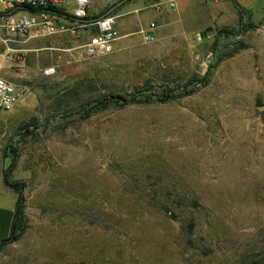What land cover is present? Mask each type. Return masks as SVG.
Returning a JSON list of instances; mask_svg holds the SVG:
<instances>
[{"label":"rangeland","instance_id":"rangeland-1","mask_svg":"<svg viewBox=\"0 0 264 264\" xmlns=\"http://www.w3.org/2000/svg\"><path fill=\"white\" fill-rule=\"evenodd\" d=\"M103 1L91 9L105 12ZM168 1L134 0L103 57L83 58L81 35L0 43V77L25 88L0 111V167L10 144L25 225L0 264L264 262V0ZM211 64L188 96L66 113L108 94L179 88ZM22 127L30 134L16 135Z\"/></svg>","mask_w":264,"mask_h":264},{"label":"built area","instance_id":"built-area-1","mask_svg":"<svg viewBox=\"0 0 264 264\" xmlns=\"http://www.w3.org/2000/svg\"><path fill=\"white\" fill-rule=\"evenodd\" d=\"M94 0H0V43H20L32 39L53 36H83L81 56L85 59L99 58L112 53L118 39L114 29L117 16L104 15L91 18L90 10ZM158 5H154L157 10ZM174 8V0L167 2ZM155 28L149 22L146 29L138 33L144 42H151L150 34ZM68 51V50H64ZM45 69L44 74L52 73ZM25 88L0 77V111L9 112L24 96Z\"/></svg>","mask_w":264,"mask_h":264},{"label":"trees","instance_id":"trees-1","mask_svg":"<svg viewBox=\"0 0 264 264\" xmlns=\"http://www.w3.org/2000/svg\"><path fill=\"white\" fill-rule=\"evenodd\" d=\"M233 6L238 12V22H242V13L238 5L231 1ZM108 9H105L107 11ZM114 11V10H113ZM107 15H111L112 12ZM102 14V13H101ZM243 22L240 24L239 33L244 29ZM219 34H227V31L220 30ZM214 68V64L208 65L205 75L200 80H189L185 82L181 87L176 89H165L160 92H154L150 88H141L128 94H108L96 98L91 101H87L74 109L67 111V114H81L86 113L93 109L104 110L109 107L122 108L127 105L132 104H148V103H165L172 101L177 98H182L194 93L198 88L204 86L207 82V77L211 70ZM27 127V126H26ZM26 127L20 128L16 135L24 136L30 134V131ZM21 131V132H20ZM17 152L14 147L10 144H6L1 151V158L3 160H8V164L5 168L1 170V182L9 190L13 191L16 195L14 207L12 211V219L10 222L8 234L4 239H0V250L7 244H11L17 241L24 231V217H23V185L18 181H10L9 174L15 165V160L17 158ZM264 260V259H263ZM253 264H264V262H258Z\"/></svg>","mask_w":264,"mask_h":264},{"label":"crops","instance_id":"crops-1","mask_svg":"<svg viewBox=\"0 0 264 264\" xmlns=\"http://www.w3.org/2000/svg\"><path fill=\"white\" fill-rule=\"evenodd\" d=\"M120 1H122V3L118 7L113 9L114 14L112 12L111 15L117 16V18H118L120 16H124L130 12H135L137 10V8H135V7L130 8L132 5V2L134 0H115L112 2H108V0H107V1H103V4L100 6V9L102 11L105 9H108V10L105 12H101V11L99 12L98 10L96 11L97 8L94 10L91 9L90 10L91 18H96V17H101V16L106 15L107 12L110 10V8ZM155 28H156V26H155ZM155 28L151 31V33L155 30ZM141 29H144V28H141ZM3 118H4V116H0V127H2V125H5V119H3ZM5 118H6V116H5ZM1 138H2V135L0 134V139ZM0 147H1V145H0ZM0 170H1V167H0ZM8 190L9 189H7L1 182V171H0V239H4L8 234L10 222L12 219V211H13L14 202H15V198H16V195H15V198L11 199V197H10L11 195L9 196L7 193V192H10Z\"/></svg>","mask_w":264,"mask_h":264},{"label":"water","instance_id":"water-1","mask_svg":"<svg viewBox=\"0 0 264 264\" xmlns=\"http://www.w3.org/2000/svg\"><path fill=\"white\" fill-rule=\"evenodd\" d=\"M121 3H122V1L116 3L114 6H112V7L110 8V10L107 12V14L110 13V12H111L113 9H115L116 7H118ZM107 14H106V15H107Z\"/></svg>","mask_w":264,"mask_h":264}]
</instances>
